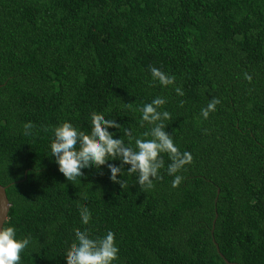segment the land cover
Here are the masks:
<instances>
[{
  "label": "trees",
  "instance_id": "trees-1",
  "mask_svg": "<svg viewBox=\"0 0 264 264\" xmlns=\"http://www.w3.org/2000/svg\"><path fill=\"white\" fill-rule=\"evenodd\" d=\"M92 114L125 146L162 124L191 157L180 183L168 153L151 189L119 160L68 181L47 129ZM0 183L20 264H66L85 228L114 233V264H264V0H0Z\"/></svg>",
  "mask_w": 264,
  "mask_h": 264
},
{
  "label": "clouds",
  "instance_id": "clouds-1",
  "mask_svg": "<svg viewBox=\"0 0 264 264\" xmlns=\"http://www.w3.org/2000/svg\"><path fill=\"white\" fill-rule=\"evenodd\" d=\"M154 78H158L161 84L171 83L170 80L157 69H151ZM164 103L162 99H156L152 104L145 105L142 117L144 121L154 123L160 119L153 105L160 106ZM209 110L214 109L213 104L208 105ZM203 116L207 118L208 111ZM165 118L168 113H163ZM91 131H85L73 125L72 122L64 120L52 126L47 131L51 132L48 144L49 155L54 158L58 165V171L68 180L75 182L83 176L86 169L99 168L108 161L119 160L121 165H130L129 174H137L138 182L145 189L153 188L154 184L149 177L159 179L158 170L164 167L161 159L162 153H168V158L173 162L167 167V175L172 177V185L175 187L180 183L181 176L178 174L184 166L191 162L189 154L181 153L174 146L169 136L162 131L163 125H157L152 132L145 133L151 139L136 138L134 144L132 138L128 137L130 144L125 146L121 139H114L113 134L107 131L113 127L114 121L105 119L103 116L92 114L90 117ZM33 125H23V134L32 135ZM127 136V130H125ZM54 137V138H51ZM112 173L111 179L116 180L120 167L109 166ZM82 223L88 225L90 215L85 208L82 212ZM31 244V237H21L15 224L9 222L0 225V264H20L21 253ZM119 248L112 231L103 235H94L85 228L75 232V238L71 246L65 251L66 264H114L118 259Z\"/></svg>",
  "mask_w": 264,
  "mask_h": 264
},
{
  "label": "water",
  "instance_id": "water-1",
  "mask_svg": "<svg viewBox=\"0 0 264 264\" xmlns=\"http://www.w3.org/2000/svg\"><path fill=\"white\" fill-rule=\"evenodd\" d=\"M6 189H7V186L2 185L0 183V225H3V223L5 224V222L8 218L9 210H10V206H11L10 200L7 196ZM214 222H215V220H214ZM217 250H218V252H220L218 247H217ZM226 262H228L230 264H239V263L230 262L227 259H226Z\"/></svg>",
  "mask_w": 264,
  "mask_h": 264
}]
</instances>
